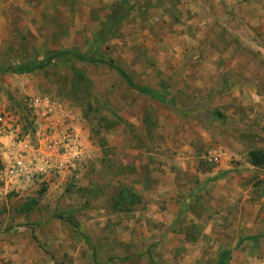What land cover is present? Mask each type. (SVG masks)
Instances as JSON below:
<instances>
[{
	"label": "rangeland",
	"instance_id": "rangeland-1",
	"mask_svg": "<svg viewBox=\"0 0 264 264\" xmlns=\"http://www.w3.org/2000/svg\"><path fill=\"white\" fill-rule=\"evenodd\" d=\"M67 48L105 62L0 72V264H264V0H0V66ZM45 114L70 146L12 171Z\"/></svg>",
	"mask_w": 264,
	"mask_h": 264
},
{
	"label": "trees",
	"instance_id": "trees-1",
	"mask_svg": "<svg viewBox=\"0 0 264 264\" xmlns=\"http://www.w3.org/2000/svg\"><path fill=\"white\" fill-rule=\"evenodd\" d=\"M70 60V59H77L89 63H94V62H105L102 60V56L95 57L93 55H88L85 52H79L78 50L74 48H67L64 50H52L46 53L44 56L41 57L39 60L35 61H23L19 60L14 63L6 64L3 66H0V72L5 73V72H12V73H27V72H32L34 70H41V69H46L48 66L53 65L55 61L57 60ZM106 60V59H105ZM107 64L112 68L115 69L125 80L126 82L137 89L139 92L145 93L150 95L151 97H155L159 101H164L165 95L155 91L153 89H150L148 87H144L138 84H135L134 81L132 80L131 76L125 72L116 62L113 58H107ZM218 116L222 117L221 114H217ZM248 157H249V163L254 166H259L264 163V150L261 149H251L248 151ZM60 216V215H57ZM254 238V236H247L245 238H241L237 244H240L243 239H250ZM85 241L88 243V238L84 236ZM222 256L220 259L217 260L216 264H224L226 257L228 256V252L223 250L222 251ZM94 258V254H93Z\"/></svg>",
	"mask_w": 264,
	"mask_h": 264
},
{
	"label": "built area",
	"instance_id": "built-area-1",
	"mask_svg": "<svg viewBox=\"0 0 264 264\" xmlns=\"http://www.w3.org/2000/svg\"><path fill=\"white\" fill-rule=\"evenodd\" d=\"M50 117H51L50 114L49 115L45 114L44 118H42L44 123L37 130L36 135L37 137H39L38 134L42 136L41 140L39 138V141L33 145H28V143H25L24 147L28 146V149H30V152H28V150H26L25 148L22 149L21 148L22 146L20 147L21 144L18 143L19 144L18 148H20L22 152H19L14 155L12 165H11L12 171L14 168V170L18 172L19 174L30 177L37 173H41V170H43L44 168H50L52 166V162L49 161V159L47 158V155L43 153V150L41 148H42V145H44L45 147V148L43 147V149H46L47 146L50 148L52 147V145H55L54 141L50 139V136L52 134L62 133L64 140L61 141L62 142L61 145L62 147H64L65 150L68 149V147L70 146V142L72 140V138H68V135H71L72 133L68 134V131H66V129L63 127H60V128L64 130L59 131V128L56 130V128L53 125L49 124L51 120H48L47 118H50ZM55 120L59 121L60 123H64L63 119L59 120L58 118H55ZM41 141H44V144L43 143L41 144ZM18 151L19 150H17L16 152ZM209 159L211 160L213 159L216 161L215 156H210Z\"/></svg>",
	"mask_w": 264,
	"mask_h": 264
},
{
	"label": "crops",
	"instance_id": "crops-1",
	"mask_svg": "<svg viewBox=\"0 0 264 264\" xmlns=\"http://www.w3.org/2000/svg\"><path fill=\"white\" fill-rule=\"evenodd\" d=\"M235 85H237V84H235ZM224 103L225 104H227V103L231 104V100H229V99H222V100L219 99V109H222L224 107V106H222ZM227 107L230 108V105H227ZM231 132H232V130L230 129L229 131L227 130V132H224V133H231ZM256 148H260V146H257ZM230 150H232V149H230ZM75 153L77 155L76 156L77 159H73L74 162L76 161L75 165L77 163L81 162L82 160H84L86 156H88L87 151L84 150L81 147H79V148L76 147L75 148ZM188 154L189 155L187 157H189V158L193 157L194 154H195V150L193 148H190ZM231 155H237L235 150L234 151L232 150V152H227V151H223L222 149H220L219 150V154L215 155L216 162L213 163V164L222 163L224 161V159H227V158L229 159L231 157ZM187 157L183 158L182 162H181L182 163V169H180V173L184 174V175L188 174L187 167H186ZM247 163H249V162H247ZM78 166L83 167L82 164H78ZM161 167H163V166H161ZM223 168L227 169V166L224 165ZM165 169H167V174H171L170 166L168 168L165 167ZM150 174H151V184H152V186H154L156 184V186L158 187V185H159L158 180L160 178L161 170H157V171H154V172L151 171Z\"/></svg>",
	"mask_w": 264,
	"mask_h": 264
}]
</instances>
